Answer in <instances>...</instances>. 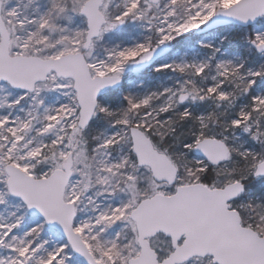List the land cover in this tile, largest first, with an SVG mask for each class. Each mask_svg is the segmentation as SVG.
Wrapping results in <instances>:
<instances>
[{
    "label": "snow or ice",
    "instance_id": "snow-or-ice-1",
    "mask_svg": "<svg viewBox=\"0 0 264 264\" xmlns=\"http://www.w3.org/2000/svg\"><path fill=\"white\" fill-rule=\"evenodd\" d=\"M0 264H264V0H0Z\"/></svg>",
    "mask_w": 264,
    "mask_h": 264
}]
</instances>
